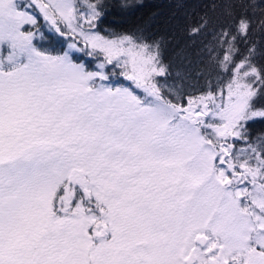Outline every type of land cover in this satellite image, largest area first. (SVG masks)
Wrapping results in <instances>:
<instances>
[{
  "label": "snow or ice",
  "instance_id": "obj_1",
  "mask_svg": "<svg viewBox=\"0 0 264 264\" xmlns=\"http://www.w3.org/2000/svg\"><path fill=\"white\" fill-rule=\"evenodd\" d=\"M143 6L0 0V264H264V0Z\"/></svg>",
  "mask_w": 264,
  "mask_h": 264
},
{
  "label": "trees",
  "instance_id": "obj_2",
  "mask_svg": "<svg viewBox=\"0 0 264 264\" xmlns=\"http://www.w3.org/2000/svg\"><path fill=\"white\" fill-rule=\"evenodd\" d=\"M119 3V0H113ZM143 7L128 13L116 14L109 18L106 27L124 31L136 27L145 28L154 34L170 32L184 13L198 6V0H142Z\"/></svg>",
  "mask_w": 264,
  "mask_h": 264
}]
</instances>
